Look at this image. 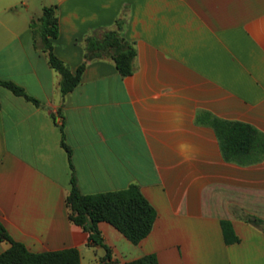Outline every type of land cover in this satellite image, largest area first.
Instances as JSON below:
<instances>
[{
    "label": "crops",
    "instance_id": "1",
    "mask_svg": "<svg viewBox=\"0 0 264 264\" xmlns=\"http://www.w3.org/2000/svg\"><path fill=\"white\" fill-rule=\"evenodd\" d=\"M52 1V51L71 72L83 60V38L95 27L113 29L115 19L134 49L131 72L119 75L109 58L91 60L61 95L59 75L29 28L49 5L0 0V79L39 101L0 87L7 234L31 252L76 248L80 264L98 263L104 249L68 219L72 168L80 193L135 184L154 209L136 244L96 224L117 264L147 254L157 264H264V233L245 220L264 222V155L247 164L224 160L211 126L241 122L264 135V0ZM220 221L236 242H224ZM7 247L0 241V252Z\"/></svg>",
    "mask_w": 264,
    "mask_h": 264
},
{
    "label": "trees",
    "instance_id": "2",
    "mask_svg": "<svg viewBox=\"0 0 264 264\" xmlns=\"http://www.w3.org/2000/svg\"><path fill=\"white\" fill-rule=\"evenodd\" d=\"M123 23L121 19H115L113 29L93 28L83 38V60L71 72L52 51L53 39L58 34L55 6H43L40 15L29 22L33 45L45 53L47 64L59 75L58 88L61 95L71 91L78 84L85 64L91 60L109 58L119 75L125 76L131 72L134 49L123 37ZM99 29L102 31L97 33ZM0 87L35 105L39 103L21 86L10 80L0 79ZM211 126L224 160L247 164L256 162L264 155V135L252 126L217 119L211 121ZM59 130V144L65 150L71 168L70 150L64 142L60 124ZM64 202L68 208V219L87 233L89 245H99L104 249V254L97 264H117L112 260L109 248L102 241L96 226L98 222L110 224L127 240L136 244L149 233L155 217L154 209L143 197L137 185L129 184L118 190L83 194L76 188L72 168L70 188L64 196ZM245 220L259 226L264 233V222L255 217H246ZM220 227L225 243H234L238 240L229 222L220 221ZM0 241L8 243V247L0 252V264H80L76 248L31 252L21 242L13 240L1 224ZM121 264H157V261L153 254H147Z\"/></svg>",
    "mask_w": 264,
    "mask_h": 264
},
{
    "label": "rangeland",
    "instance_id": "3",
    "mask_svg": "<svg viewBox=\"0 0 264 264\" xmlns=\"http://www.w3.org/2000/svg\"><path fill=\"white\" fill-rule=\"evenodd\" d=\"M23 1L31 3L35 5V7H41L42 5H50L53 3L52 0H23ZM18 7H20V4H17V8Z\"/></svg>",
    "mask_w": 264,
    "mask_h": 264
}]
</instances>
